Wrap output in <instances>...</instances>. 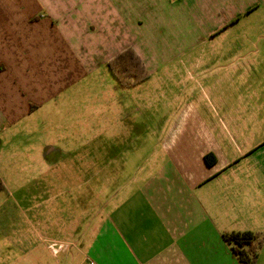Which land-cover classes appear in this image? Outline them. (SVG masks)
<instances>
[{
	"label": "crops",
	"instance_id": "0c3cea01",
	"mask_svg": "<svg viewBox=\"0 0 264 264\" xmlns=\"http://www.w3.org/2000/svg\"><path fill=\"white\" fill-rule=\"evenodd\" d=\"M243 17L259 52L264 0H0V132L14 133L46 101L107 66L116 44L135 43L143 56L164 28L190 23L204 43L222 42ZM254 89L264 96V86ZM234 118L231 130L214 108L188 104L122 184L127 166L113 147L125 135L110 133L105 147L80 153L81 164L70 167L63 199L42 202L58 205L57 217L48 224L45 216L37 235L45 245L46 233L62 237L52 240L64 254L59 264H242L224 236L249 232L262 240L256 264H264V130L255 135L264 99Z\"/></svg>",
	"mask_w": 264,
	"mask_h": 264
},
{
	"label": "rangeland",
	"instance_id": "374dc122",
	"mask_svg": "<svg viewBox=\"0 0 264 264\" xmlns=\"http://www.w3.org/2000/svg\"><path fill=\"white\" fill-rule=\"evenodd\" d=\"M242 21L220 36L222 42L204 43L197 37L202 28L190 23L177 31L164 28L159 42L150 44L143 56L135 43L126 41L120 49L116 44L114 57L133 48L144 65L145 74L136 70L137 83L121 85L104 65L46 101L27 123L16 125L14 133L7 128L0 132V264H59L64 254L52 240L62 237L46 233L45 245L44 236L37 235L43 232L45 216L48 224L56 223L58 205L42 202L47 197L63 199L70 189L64 176L74 181L72 168L81 164L80 153L105 147L110 133L125 135L113 147L127 166L122 184L130 175L133 179L136 166L153 152L155 135L172 131V119L188 104L204 113L214 108L235 130L230 124L234 117L246 116L264 99L254 89L264 86V44L256 52L250 17ZM119 30L116 40L121 38ZM171 33L177 44L168 42ZM192 40L198 42L190 45ZM130 63L133 72L138 66ZM120 76L125 83L131 81L129 75ZM239 126L246 127L247 136L255 133L252 124ZM263 130L259 125L255 135ZM66 167L71 170L65 172Z\"/></svg>",
	"mask_w": 264,
	"mask_h": 264
},
{
	"label": "trees",
	"instance_id": "16d2710c",
	"mask_svg": "<svg viewBox=\"0 0 264 264\" xmlns=\"http://www.w3.org/2000/svg\"><path fill=\"white\" fill-rule=\"evenodd\" d=\"M132 60L135 62V66L137 64L138 68L135 71H131L132 65L130 62ZM108 68L112 71L116 79L121 85H129L131 83H137V76L139 73H136V70L145 74L144 65L141 63L138 54L135 52L133 48H127L116 57L107 62ZM129 75L131 77V81L129 83H125L121 78V75ZM147 76H144L140 79L141 82ZM205 161L208 165H213L216 162V157L213 154H208L205 156ZM3 187L2 182L0 181V189ZM224 238L226 241L233 245L232 250L237 258L240 260L242 264H256L257 261V250L262 245V240L256 243L257 236L249 233H229L225 234Z\"/></svg>",
	"mask_w": 264,
	"mask_h": 264
}]
</instances>
